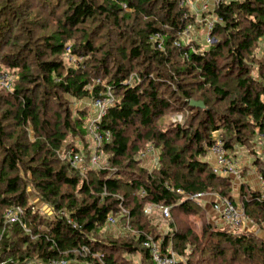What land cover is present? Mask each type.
<instances>
[{
    "label": "trees",
    "instance_id": "16d2710c",
    "mask_svg": "<svg viewBox=\"0 0 264 264\" xmlns=\"http://www.w3.org/2000/svg\"><path fill=\"white\" fill-rule=\"evenodd\" d=\"M14 1L0 4V53L14 48L4 53L3 64L13 75L20 71L11 91L0 89V113L2 102L8 106L0 119V264L54 259L70 264H120L116 254L138 251L153 264L143 243L149 236H161L151 233V226L138 225L134 240L139 246L108 237L99 240L109 217L122 215L133 226L135 220L140 223L151 216L144 212L148 204L167 205L171 215L175 208L191 214L197 203L203 207L186 198L196 193H215L238 206L234 183L216 174L207 157L216 141L230 156L243 147L258 155L255 141L264 137V0L222 1L216 15L223 23L213 31L216 42L208 49L196 40L182 39L192 19L184 16L183 0H24L17 6ZM23 5L33 6L47 20L56 18V30L41 38L34 51L36 73L24 57L33 51L31 40L21 44V38L13 36L14 28L23 25ZM89 22L95 28L90 29ZM157 35L159 41L154 40ZM77 38L79 44L67 45ZM260 41L262 55L257 47ZM64 54L82 61L67 67L58 60ZM174 55L179 63H173ZM185 79L192 83H184ZM109 91L114 102L101 120L100 131L108 132L111 139L97 149L93 140L86 139L90 133L85 115L81 112L73 118L61 100L65 95L97 100ZM193 100L204 103L205 109L192 107ZM55 105L61 110H53ZM168 111L184 114V124L157 130ZM9 127L14 131H8ZM28 128L33 132L32 143L27 141ZM217 132L221 138L214 135ZM70 135L87 141L82 150L75 145L70 150L82 151L83 173L68 159L58 158ZM180 138L185 144L177 147ZM141 140L162 146L153 171L137 165L135 145ZM95 153L107 157L109 165L92 168L88 163ZM255 165L264 178V162L255 159ZM174 168L177 171L170 173ZM123 188L134 193L125 194ZM180 190L185 194H179ZM240 191L244 213L256 222L264 221V191L245 185ZM32 196L52 215L33 205ZM20 207L22 224L7 223L6 214ZM202 231L204 236L224 238L249 257L257 246L243 247L247 239L264 243L256 235H235L209 223ZM195 233L179 236L170 224L163 246L178 245L182 255ZM213 246L209 248L214 250ZM203 262L198 259L195 264Z\"/></svg>",
    "mask_w": 264,
    "mask_h": 264
},
{
    "label": "rangeland",
    "instance_id": "374dc122",
    "mask_svg": "<svg viewBox=\"0 0 264 264\" xmlns=\"http://www.w3.org/2000/svg\"><path fill=\"white\" fill-rule=\"evenodd\" d=\"M204 1L205 0H183L181 2V6H184L187 8V11L185 12V14H187V16L191 15V18H192L190 22L191 24H189L185 28L189 31L190 35L188 36L187 39H185V37H182V38L184 41L196 40L200 42L199 44H202L203 48L208 49L209 45L205 43L204 23H201V19H204V18L207 19L208 15L206 14L202 17V14L196 11L202 8ZM14 2H15L14 3L15 6H17L18 4L25 2V1L15 0ZM2 3H3V0H0V4ZM20 12H22V15H23L22 17L23 25L21 26L19 25L18 28H14L15 30L13 31V36L15 34L16 36H19L21 38V44H23V42L27 39L31 40L30 42L34 45V47L31 48L33 51L30 53L28 52L27 53L23 52V53H24L25 60H28V64L33 69V71L36 73V71H38L37 69L38 67H37V60L35 59L36 57L34 55L35 54L34 51L40 47L42 43L41 38L51 34L52 32L56 30V25H55V20H54L56 18L47 20L45 19V17L42 16L41 12H38V10L35 9L33 6L28 7L27 5H23V8H21ZM95 25H96L95 23L89 22L90 29L95 28ZM28 32H30L29 35H28ZM79 40L80 38H77L73 42H68L67 45L71 46L76 43L79 44ZM99 43L102 44L101 41L100 42L97 41L96 44L99 45ZM257 47H258V50L260 51V54L262 55V52L260 50V48L263 47L262 41H260V43L257 44ZM13 51H14V48L10 49V46H9L5 48L3 52L0 53V68L2 69L1 72L7 74L8 77H10L12 81V87L14 86V83L16 82V80L19 79L18 74L20 71L19 69H17L18 71L16 70V75L15 74L13 75L12 72L6 70L7 66L3 64L4 61L2 57L4 53H10V52L12 53ZM58 60H63L67 67L76 66L78 65V63H80L78 61V58L71 54H64L63 58H58ZM173 63H179V58L177 56H175ZM133 65H137V64L134 63ZM231 80L232 82L230 81V84L233 85L234 84L233 79ZM98 83H100L101 85H104L105 81L98 80ZM184 83L186 84L192 83V80L185 79ZM38 92L39 94L42 93L41 90H39ZM111 95L114 96L113 94ZM61 101L64 104L62 106L69 109L73 118L76 119V117H79L81 115L80 113L82 112L85 115L83 118H85L86 121H88L87 123L89 125L91 124L93 118L98 115L99 109L98 108L96 109V107L94 106L95 100H93L91 97L75 99L69 95H65L64 97H62ZM1 108L3 110L0 113V119H1L2 113L8 110V106L2 102ZM52 108L55 111L61 110V108L58 106L56 107V105L52 106ZM168 112L166 113V115H164V118H163L164 121L160 123V125L157 126V130L159 131L166 130L168 129L169 124H178V123L184 124V121H185L184 114L179 113V112L177 113H172L171 111L169 113ZM7 125L9 124H6V126ZM137 126L138 125H136V127ZM8 131L12 132L14 130L13 128L9 127ZM32 133H33L32 129L28 128L27 129V141L31 143L35 141ZM220 134H221L220 132H217L214 135H217L218 137L221 138ZM90 136L87 137L86 139L87 141L89 140V142L92 143L91 141L92 139ZM87 141L83 139L81 140L79 138L74 139L70 135L64 147L59 152L58 158L61 160L68 159L70 161L69 153L72 147L75 145L76 147L82 150L83 146H85ZM255 142H256V147L259 148L261 145H264V138L262 137V139H258V141L256 140ZM184 144H185L184 139L180 138V140H178L176 145L177 147H180V146H183ZM135 146L138 147V150H139L138 152L139 154L136 155V161H138V164H137L138 167H142V169H145V170L153 171L154 170L152 167L153 162L151 160L152 156H147L146 158H142V155L145 154L147 149L152 148L153 154H154L153 158L157 157L159 159V157H161V155L163 154L162 146L160 145L154 146V143L151 142L150 140H141L139 142L136 141ZM243 150L244 152L247 151L244 147H243ZM103 160L109 165L107 161V157H104ZM250 160H252V158H250ZM207 161L210 163V165L212 166L214 165L215 162L213 160L212 153H209L207 157ZM165 163L167 164V160H165ZM135 169L137 170V168ZM176 171H177L176 168H174V169H171L170 173H174ZM248 173H251V170L250 172L245 170L244 178L246 177L249 178L252 176L251 174H248ZM123 191L125 194H130V195L134 193L133 190L131 191L127 188H123ZM213 191L214 190H212L211 192ZM233 193H234L233 196L236 199L235 202L241 208L240 210L243 211L244 213V210L242 207L243 200L241 198L240 188L238 187V189H236V191H234ZM30 202L33 205L37 206V208L41 209L44 213H47V215H52V212L47 208V206L41 203L39 200H37V198H34L33 196L30 197ZM199 202L201 203L203 207L200 208V205H198L197 203V205L199 206L198 207L199 209L197 208V205H196L195 206L196 208L194 207V210H193L194 213L185 214V213H182L181 210L175 208L170 218H166V217L164 218L157 210H152L149 213L151 215L149 218H142V220H139L140 223L137 220H135L133 226H132V223L129 222V220L123 219V217H120L122 215L119 214L120 216H116V218H114L116 220V223L113 225H108L105 228V230H103V232L106 233L108 236L102 232L101 236H99L98 239L105 241L106 237H108L107 240L113 239L114 241L119 240L120 242L130 241L133 243L135 242L134 245L139 246L138 242L134 240L136 239L135 236L139 235L138 233H136V230L134 227L138 228L137 227L138 225L146 227L145 225H147V227L149 228L151 226V229H148V230L151 233L153 232L155 236H161V237L160 238L158 237L156 239V238H153L152 236H149L147 239L150 238V239H155V240H159V239L164 240L165 231H167L169 229L170 224H172L174 226V230L178 233L179 236L185 235L187 231L192 232L193 230H195L196 232L194 237L193 238L191 237L189 239V243L185 247L186 252H183L182 255L180 254L182 251L180 250V248H178V245L176 247L171 245V248H173L174 253L177 255L179 259L178 263H182V262L189 260L188 264H195V262L198 259H202L204 260L203 264H264V252H263L264 250L263 251L260 250V248L262 247L264 248L263 242L262 244H259L258 241L255 239L254 240L247 239L246 242L242 244L243 247L257 246L256 251L254 250L249 257L247 254L242 253V248L235 246L234 244H230V245L226 244V241L224 238H220L216 236L215 234L210 235V236H208L207 234L206 236H204L202 229L205 224L209 223L212 226H216L220 230L223 229L227 232L231 231L233 234L235 233V235H238V234L245 235L246 233H248V236H250L249 234H252L253 236L256 235L260 239L262 238L264 239V237H260L259 235H257V233H254L248 230H244V229L242 230L234 229L233 230V228L223 223L222 219L212 211L211 206L209 205L208 202H203V201H199ZM132 206L133 204H130L129 209L132 208ZM123 213L124 211L122 210L121 214ZM252 214L253 213L251 212V215ZM251 221H254L253 222L254 225L257 226L258 228H261L264 225V221L256 222L254 218H251L250 216H248V214H246L245 224L246 225L247 223L250 224ZM246 225L244 226V228L246 227ZM261 230L264 231V228H262ZM196 236L198 237L196 238ZM263 236H264V233H263ZM197 239L200 242L198 243L199 245L196 244ZM212 244H214V246L212 247L214 248V250H211V248H209V246H211ZM205 249H207V252H205ZM119 256H120V261H119L120 264H148L144 260L143 252H140V251L135 252L134 254L121 252L115 255V257H119ZM85 264H88V263L86 262Z\"/></svg>",
    "mask_w": 264,
    "mask_h": 264
},
{
    "label": "built area",
    "instance_id": "2783aa9c",
    "mask_svg": "<svg viewBox=\"0 0 264 264\" xmlns=\"http://www.w3.org/2000/svg\"><path fill=\"white\" fill-rule=\"evenodd\" d=\"M222 1H237V0H205L203 2L202 8L196 10L197 12H200L202 16L208 15L207 19H201V23H204L205 27V43L208 45H212L216 42V38L213 36V31L215 30L216 26L219 23H223L222 19L216 15V10L219 7V4ZM199 13V14H200ZM198 14V15H199ZM187 17V14L184 15ZM190 35L189 31L187 29H184L181 37H185V39L188 38ZM160 35H157L154 40L159 41ZM183 39V38H182ZM178 45V43H177ZM77 60V59H76ZM82 60L81 58L78 59L80 62ZM0 89L5 91H11L13 89L12 87V81L10 77H8L7 74L0 72ZM114 102V96L111 95V92L109 91L107 96L105 98H97L94 102V106L96 109L98 108V115L95 116L91 122L90 125H88V131L90 133V137L93 140V142L96 144L97 149L99 147H102V145L105 143V141H110V134L108 132H105L104 134L101 133V120L103 119L104 115L107 113L109 107ZM264 138V137H263ZM213 157H214V172L220 176L225 177H234L237 180H240L242 177V170L237 165L236 161L232 159L230 156V153L228 150H225L223 147V144L221 141H216L211 146L210 149ZM70 155V163L74 168L79 169L80 171L85 172L86 170V159L84 155L81 153H75L74 151H71L69 153ZM153 149L149 148L145 152V154L142 155V158H146L147 156H152V164L153 169L158 167L159 159L157 157L153 158ZM103 155L100 153H95L94 156L89 160V165L92 168L96 169H102L107 167V163L103 160ZM260 187L261 190L264 191V178L262 176L259 177ZM173 191V189H172ZM179 194H185L184 191L180 190L178 192ZM142 196H145V192L142 191ZM186 198L192 201H208L211 205L212 211L218 215L223 223H225L227 226H230L234 229L242 230L244 229V226L246 225V214L243 213L230 199H224L221 198L219 195L212 193V194H206V193H196L195 195H186ZM152 210H157L162 217L170 218L171 217V208L167 205H155V204H148V206L145 208V213L149 215V213ZM23 209L17 208L10 210L6 214V221L7 223H21V216L23 214ZM71 222V221H70ZM116 223V220L112 217H109L108 225H113ZM164 240L159 239H147L144 241L143 246L145 249H147L151 255V259L153 264H177L179 262V259L177 255L174 253L173 248H171V245L167 246L166 248L163 246ZM38 264H70V262L66 260H58L54 259L48 263L45 262H38Z\"/></svg>",
    "mask_w": 264,
    "mask_h": 264
},
{
    "label": "crops",
    "instance_id": "0c3cea01",
    "mask_svg": "<svg viewBox=\"0 0 264 264\" xmlns=\"http://www.w3.org/2000/svg\"><path fill=\"white\" fill-rule=\"evenodd\" d=\"M256 147V146H255ZM258 155H252L251 153H249V151L247 150L246 152H244L243 148H237V151L233 154H231V157L234 161H236L237 165L239 166V168L242 170V176L240 180L235 179L234 177L230 176L229 178L231 179V181L234 183V191H236V189H238V187L240 188L241 186H249L252 189L256 190V191H260L261 187H260V182H259V168L260 166H256L255 165V159H261L262 162H264V145H261L259 148L256 147L255 148ZM251 154V155H250ZM250 158H252V160H250ZM214 160V157H213ZM251 170V177H246L244 178V172ZM225 177V176H223ZM227 178V177H226ZM210 203V202H209ZM239 209H241L239 206H237ZM254 221H251L250 224L247 223L246 227L244 228V230H248L254 233H257V235H259L260 237H264L263 233L264 231L261 230L263 227L258 228L257 226L254 225L253 223Z\"/></svg>",
    "mask_w": 264,
    "mask_h": 264
},
{
    "label": "water",
    "instance_id": "95a60500",
    "mask_svg": "<svg viewBox=\"0 0 264 264\" xmlns=\"http://www.w3.org/2000/svg\"><path fill=\"white\" fill-rule=\"evenodd\" d=\"M189 103H190V105L192 107L194 106V107H197V108H200V109H205V104L200 102V101L193 100V101H190Z\"/></svg>",
    "mask_w": 264,
    "mask_h": 264
},
{
    "label": "bare ground",
    "instance_id": "6f19581e",
    "mask_svg": "<svg viewBox=\"0 0 264 264\" xmlns=\"http://www.w3.org/2000/svg\"><path fill=\"white\" fill-rule=\"evenodd\" d=\"M89 164V163H88ZM88 169V168H87Z\"/></svg>",
    "mask_w": 264,
    "mask_h": 264
}]
</instances>
